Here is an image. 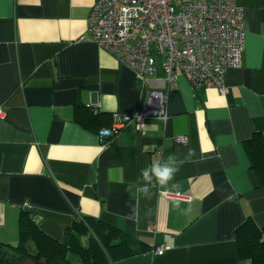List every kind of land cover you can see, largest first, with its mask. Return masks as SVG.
Here are the masks:
<instances>
[{"label":"crops","instance_id":"crops-1","mask_svg":"<svg viewBox=\"0 0 264 264\" xmlns=\"http://www.w3.org/2000/svg\"><path fill=\"white\" fill-rule=\"evenodd\" d=\"M235 3L245 44L225 91L194 90L178 74L165 121L146 119L141 130L130 122L102 142L75 121L76 108L133 115L162 71L144 86L90 40L93 0H0L1 243L17 244L27 208L58 241L78 217H92L146 246L113 264H249L237 260L234 234L248 218L264 229V193L244 149L264 134V0ZM170 155L178 171L168 184L143 179L142 169Z\"/></svg>","mask_w":264,"mask_h":264},{"label":"built area","instance_id":"built-area-1","mask_svg":"<svg viewBox=\"0 0 264 264\" xmlns=\"http://www.w3.org/2000/svg\"><path fill=\"white\" fill-rule=\"evenodd\" d=\"M87 33L98 48L130 69L144 86L163 73L160 87L150 85L144 106L133 115L113 114L109 127L98 131L103 142L113 138L127 123L137 130L144 121L167 118V92L177 75L190 87L224 92L228 69L242 66L243 13L235 0H93ZM0 109V118L3 117ZM185 144L187 137L174 138ZM160 194L182 199L175 190ZM156 246L152 254L162 255Z\"/></svg>","mask_w":264,"mask_h":264},{"label":"trees","instance_id":"trees-1","mask_svg":"<svg viewBox=\"0 0 264 264\" xmlns=\"http://www.w3.org/2000/svg\"><path fill=\"white\" fill-rule=\"evenodd\" d=\"M74 117L83 128L96 133L112 122L111 115L85 108H76ZM244 149L258 188L264 193V134L253 133L244 142ZM263 230L251 218L236 229L238 261L264 264ZM146 250V246L116 227L92 217H78L66 228L64 239L55 240L40 230L31 210L22 208L18 215V242L15 246L0 242V264H113Z\"/></svg>","mask_w":264,"mask_h":264},{"label":"clouds","instance_id":"clouds-1","mask_svg":"<svg viewBox=\"0 0 264 264\" xmlns=\"http://www.w3.org/2000/svg\"><path fill=\"white\" fill-rule=\"evenodd\" d=\"M175 156L170 155L166 161H154L149 167L141 170V175L145 181H155L160 185H166L173 179L178 167L175 164Z\"/></svg>","mask_w":264,"mask_h":264},{"label":"rangeland","instance_id":"rangeland-1","mask_svg":"<svg viewBox=\"0 0 264 264\" xmlns=\"http://www.w3.org/2000/svg\"><path fill=\"white\" fill-rule=\"evenodd\" d=\"M26 264H29V262H27Z\"/></svg>","mask_w":264,"mask_h":264}]
</instances>
